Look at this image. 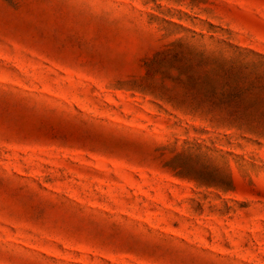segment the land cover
<instances>
[{
    "label": "rangeland",
    "instance_id": "374dc122",
    "mask_svg": "<svg viewBox=\"0 0 264 264\" xmlns=\"http://www.w3.org/2000/svg\"><path fill=\"white\" fill-rule=\"evenodd\" d=\"M0 264H264V0H0Z\"/></svg>",
    "mask_w": 264,
    "mask_h": 264
}]
</instances>
